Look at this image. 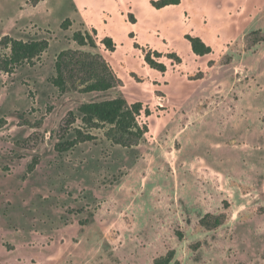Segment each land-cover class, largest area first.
<instances>
[{
	"label": "rangeland",
	"instance_id": "rangeland-1",
	"mask_svg": "<svg viewBox=\"0 0 264 264\" xmlns=\"http://www.w3.org/2000/svg\"><path fill=\"white\" fill-rule=\"evenodd\" d=\"M68 18L73 27L63 28ZM82 26L98 32L85 50L124 81L63 95L51 82L56 56ZM199 31L214 54L181 55L191 49L185 35ZM5 35L52 44L35 64L0 72V264H154L171 250V264H264V0L166 9L152 0H0ZM136 44L179 52L183 63L164 57L163 76ZM119 96L144 104L138 120L149 132L135 146L114 143L102 125L96 139L56 150L70 111L80 127V104Z\"/></svg>",
	"mask_w": 264,
	"mask_h": 264
},
{
	"label": "trees",
	"instance_id": "trees-1",
	"mask_svg": "<svg viewBox=\"0 0 264 264\" xmlns=\"http://www.w3.org/2000/svg\"><path fill=\"white\" fill-rule=\"evenodd\" d=\"M41 1L28 0V3L35 6ZM179 4H181V0H152V5L158 9ZM70 25L71 20L69 18L62 23L63 28H69ZM93 32L94 34L77 30L73 34V39L80 46L97 47L95 37L98 34L97 29H93ZM185 38L190 42L193 52L198 56H208L214 51L213 47L199 35L188 33ZM101 42L107 50L116 51L117 42L113 37L106 36ZM0 45L9 49L8 52L0 53V72L11 74L25 63L35 64L48 51L50 41L47 38L24 41L5 35L0 40ZM136 45L137 48L143 51L144 60L152 69L166 72L168 65L162 60L164 57L177 64L183 63V57L176 51L164 54L160 50L151 47ZM212 65L211 62L210 66ZM121 81L103 54L72 48L58 53L55 60V74L51 78L52 84L63 95L69 92L104 93L117 87ZM143 110V102L131 103L122 96L84 102L78 107L82 126L73 128L77 121V114L70 111L65 126L66 132L55 148L60 152H65L79 143L94 140L96 136L91 133V130L100 128L102 125H110L106 136L114 143L125 147H133L137 144V141L149 132L148 125L143 126L138 120ZM71 129L75 132V136L66 138V133ZM201 224H205V217L201 219ZM174 259L175 251L171 250L167 255L157 258L154 264H171Z\"/></svg>",
	"mask_w": 264,
	"mask_h": 264
},
{
	"label": "crops",
	"instance_id": "crops-1",
	"mask_svg": "<svg viewBox=\"0 0 264 264\" xmlns=\"http://www.w3.org/2000/svg\"><path fill=\"white\" fill-rule=\"evenodd\" d=\"M45 0H42L41 2H39L37 5H35V6H33V7H38V5L39 4H42V2H44ZM180 5V4H179ZM179 5H171V6H179ZM168 7H170V6H167V7H165V8H162V9H166V8H168ZM82 21H87V20H85V19H83ZM73 27V21L71 20V25L69 26V28H72ZM83 28H81V29H78V30H82V31H86V30H88L89 28H88V26H82ZM80 28V27H79ZM195 35V34H194ZM197 35H199L200 37H202L208 44H210L212 47H213V43L211 44V40H212V37L211 36H209L208 34L206 35V34H203L202 33V31H199L198 33H197ZM20 40H24V41H27L26 39H20ZM187 40V39H186ZM50 41V46H49V48L51 47V44H52V41H51V39L49 40ZM189 42V41H188ZM68 48H72V49H82V50H85V49H87L86 48V46H80L74 39H73V36H72V38L69 40V46L67 47V48H65V49H68ZM65 49H63V50H65ZM118 49H119V46H118V44H117V49H116V51H114L113 53H118ZM213 50H214V47H213ZM62 51V50H61ZM60 51V52H61ZM179 53V52H178ZM183 53V54H182ZM190 53H192L193 55H195L196 57H200V56H198L197 54H195L194 52H193V50H192V48L191 49H188L187 51H186V53H184V52H181L180 54L181 55H186L187 56V54H190ZM212 54H214V53H212ZM57 55H58V53H57ZM42 57V56H41ZM57 57V56H56ZM185 57V56H184ZM206 58V57H208V56H201V58ZM40 59V58H39ZM145 61V60H144ZM147 64V63H146ZM182 64V63H181ZM181 64H175L174 66H176V65H178V66H180ZM202 66H205V62H204V64H202ZM169 67V66H168ZM210 67H212V66H210ZM153 70H155V69H153ZM156 72H158V73H160L161 75H163V76H166L167 75V73L170 71V67H169V69L166 71V72H160V71H158V70H155ZM119 78H121V79H123L122 77H121V75H119ZM204 79H206V78H204L203 77V79L202 80H204ZM123 81H124V79H123ZM253 182V181H252ZM202 219V218H201ZM200 219V220H201Z\"/></svg>",
	"mask_w": 264,
	"mask_h": 264
}]
</instances>
